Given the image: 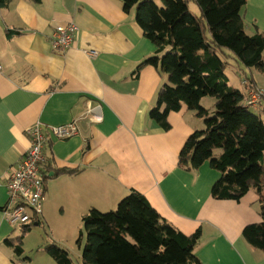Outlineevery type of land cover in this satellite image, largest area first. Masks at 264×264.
Returning <instances> with one entry per match:
<instances>
[{"label":"crops","instance_id":"0c3cea01","mask_svg":"<svg viewBox=\"0 0 264 264\" xmlns=\"http://www.w3.org/2000/svg\"><path fill=\"white\" fill-rule=\"evenodd\" d=\"M241 14L249 35L264 32V0H247ZM66 24L78 28L76 41L56 49L55 28ZM156 51L136 10L125 12L121 0H12L0 7V264H57L45 247L65 248L90 210L113 211L131 191L182 233L202 231L195 255L203 264H264V253L243 238L246 226L261 221L256 191L238 202L216 200L221 173L210 163L179 168L203 120L186 106L170 114L168 131L150 118L168 78L157 67H137ZM236 68L242 81V66ZM39 122L47 138L44 211L18 253L6 242L26 227L4 218L7 182L30 149L27 129ZM74 122L78 134L68 139L47 128Z\"/></svg>","mask_w":264,"mask_h":264},{"label":"trees","instance_id":"16d2710c","mask_svg":"<svg viewBox=\"0 0 264 264\" xmlns=\"http://www.w3.org/2000/svg\"><path fill=\"white\" fill-rule=\"evenodd\" d=\"M11 1L0 0V7ZM121 2L125 12L136 10L138 25L157 50L137 72L153 66L168 78L157 93L150 118L168 131L170 114L186 106L203 120L204 129L186 141L179 168L191 172L210 163L221 173L212 188L216 200L238 202L255 190L261 221L246 226L243 238L264 253V120L243 105L246 93L230 85L226 74L230 57L242 66L243 74L249 69L264 71V32L249 35L241 14L247 0ZM191 2L198 6L199 17L191 12ZM245 78L250 88L257 87L254 77ZM206 97L215 99L213 111L201 105ZM29 226L20 237L6 242L18 253ZM83 228V264H203L195 255L202 231L182 233L137 191L113 211L90 210L83 217ZM45 250L57 264H73L62 246L51 243Z\"/></svg>","mask_w":264,"mask_h":264},{"label":"built area","instance_id":"2783aa9c","mask_svg":"<svg viewBox=\"0 0 264 264\" xmlns=\"http://www.w3.org/2000/svg\"><path fill=\"white\" fill-rule=\"evenodd\" d=\"M78 28L75 24L58 25L52 36L56 49H69L76 41ZM93 56L95 53L88 52ZM247 79L243 85L248 86ZM264 101V90L248 86L244 106L258 109ZM44 125L39 122L27 129L31 137V146L22 157L19 165L9 175L7 191L9 202L4 210V218L13 227L32 225L43 214V199L45 195V174L42 167L46 163L44 148L47 138ZM56 139H68L78 134L77 123L67 126L47 127Z\"/></svg>","mask_w":264,"mask_h":264},{"label":"rangeland","instance_id":"374dc122","mask_svg":"<svg viewBox=\"0 0 264 264\" xmlns=\"http://www.w3.org/2000/svg\"><path fill=\"white\" fill-rule=\"evenodd\" d=\"M189 7H190L191 12L194 15L198 17L200 16V10L196 4L191 2L189 4ZM228 61H229V66L227 67L226 74L229 78L230 85L236 87L237 89H239L240 91L244 93L245 90L242 87L244 86L243 85L244 78L242 79V81H240V78L236 72V69H237L236 67L237 65H239V63L236 62V60L232 57L228 58ZM245 75L247 77H254L255 80L257 81L258 86L264 89V71H260L256 69H249V70H245ZM241 82H242V86H241ZM244 87L246 88V92H247L248 86L247 87L244 86ZM214 100L215 99L212 97H206L202 100V104L206 106L207 108H209V110L211 111L210 106L213 105L212 103H214L213 102ZM262 106H263V110H260V111L258 109H250V110L257 115H260L264 120V101L262 103ZM81 232L82 233L84 232L83 224L80 227H77V231L73 235V237H69L65 239L66 244L64 246H65V249L68 247V249L66 250L69 251L70 258L72 259L73 264H83L82 254H83V250L85 247L86 238L83 235L81 237ZM19 235L20 236L22 235L21 230H17L15 238H17Z\"/></svg>","mask_w":264,"mask_h":264}]
</instances>
